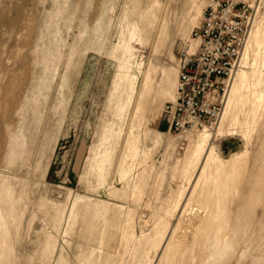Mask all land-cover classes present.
<instances>
[{
	"label": "rangeland",
	"instance_id": "obj_1",
	"mask_svg": "<svg viewBox=\"0 0 264 264\" xmlns=\"http://www.w3.org/2000/svg\"><path fill=\"white\" fill-rule=\"evenodd\" d=\"M187 1L0 0V88L18 76L0 264H264V0L243 86L234 73L214 126L177 134L178 52L211 2Z\"/></svg>",
	"mask_w": 264,
	"mask_h": 264
},
{
	"label": "built area",
	"instance_id": "obj_2",
	"mask_svg": "<svg viewBox=\"0 0 264 264\" xmlns=\"http://www.w3.org/2000/svg\"><path fill=\"white\" fill-rule=\"evenodd\" d=\"M250 0H211L177 56V96L166 107L173 133L211 128L223 111V98L237 69L253 19Z\"/></svg>",
	"mask_w": 264,
	"mask_h": 264
},
{
	"label": "bare ground",
	"instance_id": "obj_3",
	"mask_svg": "<svg viewBox=\"0 0 264 264\" xmlns=\"http://www.w3.org/2000/svg\"><path fill=\"white\" fill-rule=\"evenodd\" d=\"M252 1V0H250ZM196 7V8H195ZM183 10L185 11V14L189 15L194 9H198L197 7V0H190V1H187L185 4H184V7L182 6ZM165 19V18H164ZM14 22V20H5L4 22H1L3 24H10ZM164 25V24H163ZM135 34V33H134ZM132 34V37H134L135 35ZM164 38V37H162ZM251 39H253L256 43H263L264 41V33H262V31L260 30V28H256L254 31H252L251 33V36H250ZM163 40V39H162ZM160 41V40H159ZM164 41V40H163ZM162 43H165V42H162ZM161 43V44H162ZM190 44V47H189V52H192V48L195 49V46H196V41L192 39V37H190V42H188ZM192 50V51H191ZM242 54V61H241V64L244 66L247 64V60L248 59V52L247 50H245L243 53L241 52ZM241 56V55H240ZM254 62V61H253ZM252 63V62H251ZM253 64V63H252ZM252 66V65H251ZM254 66V64H253ZM236 71V70H235ZM235 76H236V79H237V83L238 84H242L243 86V82L246 78V71L244 69H238L237 72H235ZM168 73V72H167ZM233 73V75H234ZM13 74V73H12ZM177 74H178V69H177ZM169 75V73H168ZM232 75V76H233ZM165 79H168V78H165ZM169 83V82H168ZM168 88L167 86H165V84L163 85V88ZM234 88H236L235 86H233ZM18 89V76L17 74H13V76L11 77V82H6L3 86H1L0 88V93H1V99H0V105L3 104L5 105V103L8 102V99L10 100V98L12 99V97L15 96V93ZM176 96H177V93H176ZM9 104V103H8ZM2 106V105H1ZM3 110L6 112L8 110V107H4L2 109V112L0 111V116L2 115L3 113ZM123 111V106H121L119 108V113L121 114ZM137 113H138V108L136 109V111L134 112V115L135 117H137ZM219 120V119H218ZM204 129H207V128H204ZM202 129V130H204ZM191 131V130H189ZM188 131H185V132H182V133H186ZM128 136L126 138V145H127V148L131 151L132 153V157L134 156L135 152L137 151L136 148H137V145H138V141L134 138L133 136V133L132 131H129V133H127ZM179 134V133H177ZM136 136V135H135ZM0 148H1V142H0ZM144 152V151H143ZM136 158V157H135ZM213 158V149L210 150V151H205V153L203 154V161H208L210 159ZM102 161V160H101ZM202 162V161H201ZM204 163V162H203ZM204 166L202 167V172L204 170ZM125 174V173H124ZM124 177V176H123Z\"/></svg>",
	"mask_w": 264,
	"mask_h": 264
}]
</instances>
